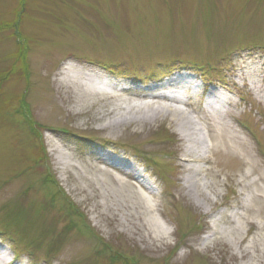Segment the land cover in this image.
<instances>
[{
  "label": "rangeland",
  "instance_id": "obj_1",
  "mask_svg": "<svg viewBox=\"0 0 264 264\" xmlns=\"http://www.w3.org/2000/svg\"><path fill=\"white\" fill-rule=\"evenodd\" d=\"M182 71L180 102L144 97ZM0 229L21 264H264V0H0Z\"/></svg>",
  "mask_w": 264,
  "mask_h": 264
},
{
  "label": "bare ground",
  "instance_id": "obj_2",
  "mask_svg": "<svg viewBox=\"0 0 264 264\" xmlns=\"http://www.w3.org/2000/svg\"><path fill=\"white\" fill-rule=\"evenodd\" d=\"M78 78H79V80L82 79V77H79L76 73H74V72H73V74L71 73L70 79L72 81L73 80L75 81ZM178 79H181V80L180 81H175V79H170V80H168L167 82H165V83H163L161 85H156V86H153L151 88L146 89L149 93H146L144 95V97H148L150 99H157V100H159V99H162V100L167 99V100H171L173 102H180L181 97L175 96L176 94L175 95L171 94V93L177 92V91L169 92L167 90L169 88H175L177 90L178 88L184 87L183 89H184V91H186L187 87L190 88L189 84L191 82L188 81L187 79L183 80V78H178ZM81 81H82L81 83H83V85L85 86L86 93H95V92H99V91L105 90V88H110L111 86H113V87L115 86V84H113L111 82L102 81V80L101 81H96V80L92 79L89 76H86ZM108 83L110 84V86H107ZM123 88L120 87L119 90L120 89L122 90ZM123 90H131V87L130 88L126 87ZM134 95H137V94H134ZM218 97H221V100ZM226 97L227 96H225V95L218 96V93H216L213 90L210 93H208L207 94V99L208 100L210 99V100L207 102L206 106L208 108L209 113L215 114L217 116L218 115H222V112L224 111L223 106L225 105L223 103V101H224V99ZM227 101L228 100L226 99L224 102H227ZM157 111L158 112L159 111L160 112H169L171 115H173V119L176 120L177 124L179 125V134L184 140L190 141L191 135L192 134H196L195 128L189 126L190 123L187 120L188 118L186 117L185 113L180 110L179 107H171V106H167V105L166 106L151 105V106H147L145 111H142L140 109L136 110L137 113H140L138 116H140V115L141 116H145V115H147L150 112L152 113V115L155 114V113L157 114ZM110 113L111 112L108 111L107 114H110ZM192 137H193V135H192ZM192 148L193 147L190 146V145L187 146V149H186L187 154L192 152ZM101 158H102L101 160H103V162H105V163L107 162V165H109V166L118 165L116 162H112V158H110V157L102 156ZM195 158H198L199 161H200L201 158H204V157H203V154H200V155H198ZM188 160L190 161L191 159H188ZM193 161H194V159H193ZM127 167H129V166H127ZM187 170H188V174L185 177V181H186V183H188V186L192 185V186L195 187V185H194L195 181H193V179H195L196 175L198 174V169L195 168V167L188 166ZM134 171H135V169H134ZM135 181H136V183H134V184L136 186L140 185L143 188H146V189L149 188L150 189V186H148V184L146 182L140 180V175L136 176ZM190 183H191V185H190ZM198 202H199V205L202 206V204H200L201 202L200 201H198ZM152 224L154 225V228L157 227L158 233H160V232L162 233L163 232L164 228L156 220H152ZM4 252L5 251H2L0 249V264H11L10 259L7 256V253L6 252L4 253Z\"/></svg>",
  "mask_w": 264,
  "mask_h": 264
}]
</instances>
